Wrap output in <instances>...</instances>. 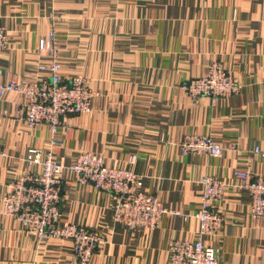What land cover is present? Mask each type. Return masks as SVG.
<instances>
[{
    "label": "crops",
    "instance_id": "obj_1",
    "mask_svg": "<svg viewBox=\"0 0 264 264\" xmlns=\"http://www.w3.org/2000/svg\"><path fill=\"white\" fill-rule=\"evenodd\" d=\"M7 44L0 50V82L40 80L53 57L37 50L51 29L64 77L81 74L95 95L90 109L67 118L54 135L28 127L23 96L0 93V264H79L67 239L39 240L2 212L7 183L40 171L26 160L30 147L50 150L63 166L60 222L103 236L86 264H168L174 240L198 235L201 180L225 182L219 232L203 235L226 264H264V217L251 218L249 197L234 174L264 177V0H0ZM219 60L241 90L216 102L192 100L180 83L204 75ZM189 133L219 142V157L182 155ZM106 165L130 167L141 189L170 212L154 229H130L113 217L116 195L77 181L67 167L80 152ZM134 157V161L130 163Z\"/></svg>",
    "mask_w": 264,
    "mask_h": 264
},
{
    "label": "built area",
    "instance_id": "obj_2",
    "mask_svg": "<svg viewBox=\"0 0 264 264\" xmlns=\"http://www.w3.org/2000/svg\"><path fill=\"white\" fill-rule=\"evenodd\" d=\"M7 38L6 28L0 23V50L5 48ZM58 49L56 33L51 29L37 44L39 52L53 57L50 63L39 66L46 76L40 80L10 79L5 83L0 82L1 94L14 92L23 96L18 111L27 126L46 125L52 135L61 125L67 124L68 117L88 111L95 95L87 76L77 74L64 77L60 74V65L55 59ZM179 86L192 100L207 97L212 103L238 93L242 87L217 59L207 63L204 75L184 81ZM262 117L264 119V105ZM178 145L182 155L195 153L219 157L223 152L222 145L206 134H186ZM254 150L264 155V149L255 147ZM1 155H4V151L0 147ZM26 160L39 164L40 171L22 174L7 183L8 191L1 197L2 212L15 217L39 240H69L72 261L88 263L103 241V236L84 225L60 222V173L63 166L54 160L50 150L43 151L39 147H30ZM133 161L134 157L130 163ZM67 168L75 173L78 182L114 193L113 217L130 229H154L160 217L170 212L155 194L140 188L141 179L130 167L106 165L101 156L83 151ZM234 176L240 180L239 187L248 194L250 217H264V177L252 175L246 169L236 171ZM201 183L200 207L194 214L199 225L198 235L193 240H174L169 249L168 264H226L217 247L202 241L203 235L215 234L222 227L224 217L219 203L226 184L212 175H205Z\"/></svg>",
    "mask_w": 264,
    "mask_h": 264
}]
</instances>
